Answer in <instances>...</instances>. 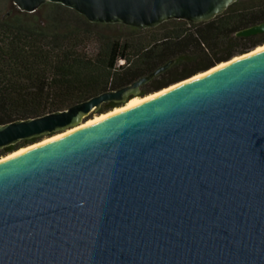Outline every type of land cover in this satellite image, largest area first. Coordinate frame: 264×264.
<instances>
[{"label": "water", "instance_id": "1", "mask_svg": "<svg viewBox=\"0 0 264 264\" xmlns=\"http://www.w3.org/2000/svg\"><path fill=\"white\" fill-rule=\"evenodd\" d=\"M12 1L144 29L208 21L236 0ZM263 32L264 21L235 34ZM173 62L0 124V150L38 138L3 156L125 104ZM0 264H264V51L0 163Z\"/></svg>", "mask_w": 264, "mask_h": 264}, {"label": "trees", "instance_id": "2", "mask_svg": "<svg viewBox=\"0 0 264 264\" xmlns=\"http://www.w3.org/2000/svg\"><path fill=\"white\" fill-rule=\"evenodd\" d=\"M46 3V22L0 19V124L67 109L173 60L140 86L147 94L264 43V32L235 34L264 21V0H236L208 21L170 19L144 29L90 22L73 9ZM111 28L118 32L107 33ZM32 139L2 148L0 156Z\"/></svg>", "mask_w": 264, "mask_h": 264}, {"label": "bare ground", "instance_id": "3", "mask_svg": "<svg viewBox=\"0 0 264 264\" xmlns=\"http://www.w3.org/2000/svg\"><path fill=\"white\" fill-rule=\"evenodd\" d=\"M262 51H264V44L260 45V46H257L256 48H254L253 50H251L248 53L235 56V57L231 58L230 60H228L226 62H221V63L217 64L216 66L210 68L209 70H207L205 72H200V73L192 76L191 78H188L186 80L180 81V82L175 83V84H172L171 86H169L167 88H164L162 90H159L157 92H154V93H151V94H148V95H145V96H135V97L129 99L122 106L116 107V108H114V109H112V110H110V111H108L106 113H103V114H100V115H95L94 117L86 120L85 122H82L81 124H79L77 126H74V127L70 128V129H67L64 132L55 134V135H53L51 137H48V138H44V139H42L39 142H36L34 144H31V145H28L26 147H22V148H20V149H18L16 151L6 155V156H2L0 158V163H2L4 161H7V160H9L11 158H14V157H16L18 155H21V154H23L25 152H28L30 150H33V149H35L37 147H40V146H43L45 144L51 143V142H53V141H55V140H57L59 138L67 136V135H69L71 133H74L76 131H79V130L85 128V127H88V126H91L93 124H96V123H98V122H100V121H102V120H104L106 118H109V117L113 116V115H116V114L121 113L123 111L129 110V109H131V108H133V107H135V106H137V105H139V104H141V103H143V102H145V101H147V100H149V99H151L153 97H156V96L161 95V94H163L165 92L171 91V90H173L175 88H178V87H180V86H182V85H184L186 83H189V82L194 81L196 79H199V78H201L203 76H206V75H208V74H210V73H212V72H214V71H216V70H218V69H220V68H222V67H224L226 65L232 64L234 62H237L239 60H242L244 58H247L249 56H252V55H254L256 53H259V52H262Z\"/></svg>", "mask_w": 264, "mask_h": 264}, {"label": "rangeland", "instance_id": "4", "mask_svg": "<svg viewBox=\"0 0 264 264\" xmlns=\"http://www.w3.org/2000/svg\"><path fill=\"white\" fill-rule=\"evenodd\" d=\"M50 7H51L50 3H44L33 13L25 12L23 14H16V7L13 5L12 0H0V19H3L7 22H14L16 20L15 16H19V18L22 21H29L30 19L36 18V19L45 20L46 22L47 21L46 15L49 12ZM106 32L115 34L118 32V28H111V29L106 30ZM122 105L123 104H120V105H117L116 107H119ZM93 112L94 111H92V113ZM95 115L97 114H94V116Z\"/></svg>", "mask_w": 264, "mask_h": 264}, {"label": "flooded vegetation", "instance_id": "5", "mask_svg": "<svg viewBox=\"0 0 264 264\" xmlns=\"http://www.w3.org/2000/svg\"><path fill=\"white\" fill-rule=\"evenodd\" d=\"M14 5V4H13ZM15 6V5H14ZM16 7V6H15ZM17 8V7H16ZM139 95H143V91L142 89L140 88V93ZM121 103H116L114 101H108V102H105L103 104L100 105L99 109L94 111L93 113L91 112L90 114H88V117L84 118L83 121H85L87 118H91L92 116H94V114H98L100 112H105V111H108V110H111L113 109L114 107L116 108L117 105H120ZM38 138H33L32 140H36Z\"/></svg>", "mask_w": 264, "mask_h": 264}]
</instances>
